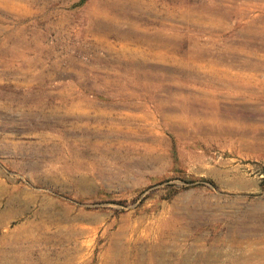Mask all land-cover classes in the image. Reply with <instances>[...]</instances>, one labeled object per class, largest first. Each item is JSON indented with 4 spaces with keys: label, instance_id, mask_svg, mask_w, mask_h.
<instances>
[{
    "label": "rangeland",
    "instance_id": "rangeland-1",
    "mask_svg": "<svg viewBox=\"0 0 264 264\" xmlns=\"http://www.w3.org/2000/svg\"><path fill=\"white\" fill-rule=\"evenodd\" d=\"M263 213L264 0H0V264H264Z\"/></svg>",
    "mask_w": 264,
    "mask_h": 264
},
{
    "label": "bare ground",
    "instance_id": "bare-ground-1",
    "mask_svg": "<svg viewBox=\"0 0 264 264\" xmlns=\"http://www.w3.org/2000/svg\"><path fill=\"white\" fill-rule=\"evenodd\" d=\"M249 211H250V210H249ZM189 213H190V212H189ZM192 213H193V212H192ZM263 214H264V213H263ZM251 216H252V214H251ZM251 216H250V217H251ZM256 216H257V215H256ZM262 216H263V215H262ZM254 217H255V216H254ZM205 218H206V217H205ZM246 219H247V218H246ZM246 219H245V220H246ZM192 220H193V219H192ZM243 220H244V219H243ZM247 220H248V219H247ZM258 220H259V219H258ZM263 220H264V219H263ZM194 221H195V220H194ZM249 221H250V220H249ZM255 221H256V220H255ZM191 223H193V222H191ZM194 223H195V222H194ZM246 223H248V222L246 221ZM195 224H196V223H195ZM250 224H251V223H250ZM240 225H242V224H240ZM245 226H246V225H245ZM236 227H237V226H236ZM231 229H234V228H231ZM250 230H251V229H250ZM233 233H235V232H233ZM233 233H232V234H233ZM241 233H243V232H241ZM239 234H240V233H239ZM237 235H238V234H237ZM215 248H216V247H215ZM261 251H262V249H261ZM209 252H210V251H209ZM263 252H264V251H263ZM263 252H262V253H263ZM199 254H200V253H199ZM258 255H259V254H258ZM261 255H262V254H261ZM203 258H204V257H203ZM217 260H218V259H217ZM229 260H230V259H229ZM261 260H262V259H261ZM233 261H234V260H233ZM233 261H232V262H233ZM192 262H193V261H192ZM197 262H198V261H197ZM193 263H195V262H193ZM224 263H225V262H224ZM227 263H228V262H227Z\"/></svg>",
    "mask_w": 264,
    "mask_h": 264
}]
</instances>
